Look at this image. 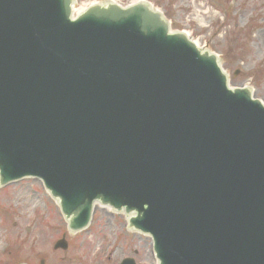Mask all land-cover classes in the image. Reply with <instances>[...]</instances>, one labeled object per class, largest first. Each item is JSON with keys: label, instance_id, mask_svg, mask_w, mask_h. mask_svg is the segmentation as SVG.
Returning <instances> with one entry per match:
<instances>
[{"label": "water", "instance_id": "obj_1", "mask_svg": "<svg viewBox=\"0 0 264 264\" xmlns=\"http://www.w3.org/2000/svg\"><path fill=\"white\" fill-rule=\"evenodd\" d=\"M73 2L0 0V187L39 179L70 232L122 211L158 264H264L262 102L148 3Z\"/></svg>", "mask_w": 264, "mask_h": 264}, {"label": "rangeland", "instance_id": "obj_2", "mask_svg": "<svg viewBox=\"0 0 264 264\" xmlns=\"http://www.w3.org/2000/svg\"><path fill=\"white\" fill-rule=\"evenodd\" d=\"M101 0H76L77 10ZM146 1L160 10L172 31H184L215 53L231 86L248 85L264 103V0ZM66 250H54L61 237ZM156 264L150 237L126 230L123 214L96 205L89 226L69 233L56 202L39 180L0 188V264Z\"/></svg>", "mask_w": 264, "mask_h": 264}, {"label": "bare ground", "instance_id": "obj_3", "mask_svg": "<svg viewBox=\"0 0 264 264\" xmlns=\"http://www.w3.org/2000/svg\"><path fill=\"white\" fill-rule=\"evenodd\" d=\"M196 43V42H195ZM197 44V43H196ZM102 207V206H101ZM94 208H95V206H93V208H92V212H93V210H94ZM102 208H104V207H102ZM105 208H108V207H105ZM93 214V213H92Z\"/></svg>", "mask_w": 264, "mask_h": 264}]
</instances>
